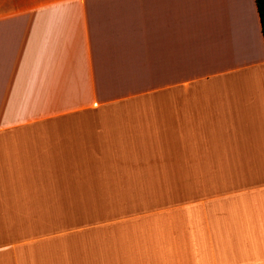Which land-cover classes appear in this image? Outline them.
<instances>
[{"label": "crops", "instance_id": "obj_1", "mask_svg": "<svg viewBox=\"0 0 264 264\" xmlns=\"http://www.w3.org/2000/svg\"><path fill=\"white\" fill-rule=\"evenodd\" d=\"M259 69L255 0H0V264H264Z\"/></svg>", "mask_w": 264, "mask_h": 264}, {"label": "trees", "instance_id": "obj_2", "mask_svg": "<svg viewBox=\"0 0 264 264\" xmlns=\"http://www.w3.org/2000/svg\"><path fill=\"white\" fill-rule=\"evenodd\" d=\"M255 5L257 8L258 15H259L260 27H261V32H262V37H263V42H264V0H255Z\"/></svg>", "mask_w": 264, "mask_h": 264}, {"label": "rangeland", "instance_id": "obj_3", "mask_svg": "<svg viewBox=\"0 0 264 264\" xmlns=\"http://www.w3.org/2000/svg\"><path fill=\"white\" fill-rule=\"evenodd\" d=\"M189 71H196V69H188ZM263 70H260L259 69V72H257L256 74V80H257V83H258V91L260 90H264V78H263ZM261 80V82H260Z\"/></svg>", "mask_w": 264, "mask_h": 264}]
</instances>
